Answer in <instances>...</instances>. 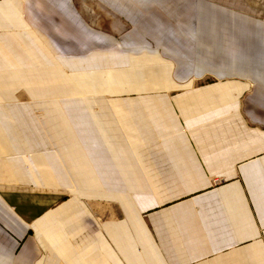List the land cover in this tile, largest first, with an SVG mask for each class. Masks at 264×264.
Wrapping results in <instances>:
<instances>
[{"label":"crops","instance_id":"1","mask_svg":"<svg viewBox=\"0 0 264 264\" xmlns=\"http://www.w3.org/2000/svg\"><path fill=\"white\" fill-rule=\"evenodd\" d=\"M94 1L0 0V264H264V0Z\"/></svg>","mask_w":264,"mask_h":264},{"label":"rangeland","instance_id":"2","mask_svg":"<svg viewBox=\"0 0 264 264\" xmlns=\"http://www.w3.org/2000/svg\"><path fill=\"white\" fill-rule=\"evenodd\" d=\"M130 3L134 4L133 1L135 0H128ZM210 1V0H209ZM213 1V0H211ZM90 2V3H89ZM73 8L75 9V12L78 13L79 19L84 22L85 24H88L89 28L98 31L100 33L106 34L111 36L112 38H117L123 34L126 30L133 29L135 27L136 21H140V19H143V21L147 24L149 21V16L146 17L147 12H149L151 15H155L157 12L154 10L155 6L152 5H141L142 7L139 9V6L134 5H106L108 8L105 12L103 10L101 11H93L91 10L92 6L97 7L98 9H103L102 6H100L96 1L94 0H72ZM138 8L140 13L143 14V17H139L138 20L135 18V9ZM121 8V13H119V9ZM164 9V6H162ZM160 12V11H158ZM179 15L175 16L174 18H170L169 22L175 24L177 27H182L183 22L185 20L183 19L182 11H179ZM16 23L17 28L22 27L21 21H20V15L18 12V9L16 11ZM33 23V22H32ZM70 23L69 19H66L64 17V22L62 23L65 27ZM67 28V27H65ZM117 45H112V48H117ZM64 52L67 53V50L65 48V44L63 45ZM205 81V78L197 79L195 80V84L201 83Z\"/></svg>","mask_w":264,"mask_h":264},{"label":"built area","instance_id":"3","mask_svg":"<svg viewBox=\"0 0 264 264\" xmlns=\"http://www.w3.org/2000/svg\"><path fill=\"white\" fill-rule=\"evenodd\" d=\"M213 183H217V182H213Z\"/></svg>","mask_w":264,"mask_h":264}]
</instances>
